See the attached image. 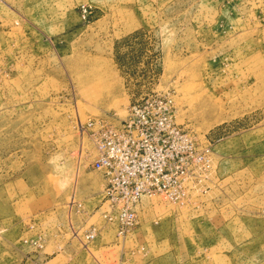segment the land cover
Segmentation results:
<instances>
[{
    "label": "rangeland",
    "instance_id": "rangeland-1",
    "mask_svg": "<svg viewBox=\"0 0 264 264\" xmlns=\"http://www.w3.org/2000/svg\"><path fill=\"white\" fill-rule=\"evenodd\" d=\"M154 92L209 166L119 234L78 126ZM0 264H264V0H0Z\"/></svg>",
    "mask_w": 264,
    "mask_h": 264
},
{
    "label": "built area",
    "instance_id": "built-area-1",
    "mask_svg": "<svg viewBox=\"0 0 264 264\" xmlns=\"http://www.w3.org/2000/svg\"><path fill=\"white\" fill-rule=\"evenodd\" d=\"M86 14L83 8L82 18ZM174 111L170 94L154 92L129 103L116 123L87 117L78 126L93 145L92 167L104 178L103 216L115 223L119 234L135 224V209L143 196L162 195L170 201L183 197L186 161L203 169L209 166V148L197 147L191 134L175 122Z\"/></svg>",
    "mask_w": 264,
    "mask_h": 264
},
{
    "label": "bare ground",
    "instance_id": "bare-ground-1",
    "mask_svg": "<svg viewBox=\"0 0 264 264\" xmlns=\"http://www.w3.org/2000/svg\"><path fill=\"white\" fill-rule=\"evenodd\" d=\"M93 146V145H92ZM94 157H95V151H94Z\"/></svg>",
    "mask_w": 264,
    "mask_h": 264
}]
</instances>
